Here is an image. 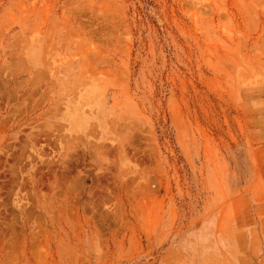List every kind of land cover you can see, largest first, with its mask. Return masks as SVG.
I'll list each match as a JSON object with an SVG mask.
<instances>
[{
    "label": "rangeland",
    "instance_id": "obj_1",
    "mask_svg": "<svg viewBox=\"0 0 264 264\" xmlns=\"http://www.w3.org/2000/svg\"><path fill=\"white\" fill-rule=\"evenodd\" d=\"M0 264H264V0H0Z\"/></svg>",
    "mask_w": 264,
    "mask_h": 264
}]
</instances>
